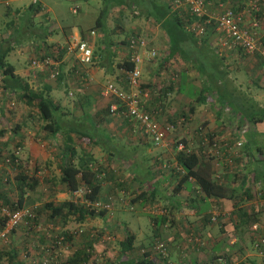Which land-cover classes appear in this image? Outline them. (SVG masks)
<instances>
[{"label": "crops", "instance_id": "1", "mask_svg": "<svg viewBox=\"0 0 264 264\" xmlns=\"http://www.w3.org/2000/svg\"><path fill=\"white\" fill-rule=\"evenodd\" d=\"M211 1L216 3L223 0ZM246 1L231 0L227 3L231 4L235 11L242 13L244 25H250L252 18L250 14L254 15L257 21L255 30L259 36H262L264 0H256L257 16L245 12ZM11 2L7 0L4 3L0 0V5L3 4L7 8L5 11L7 16L15 13L19 19L23 11L10 7ZM38 4L40 11L36 16L41 20L39 25L42 30L28 33L29 37L37 40L34 41V46H43L47 50L57 43L64 42L70 34L79 33L80 30L85 31L84 29L72 31L63 27L59 30L53 29L46 16L47 10L50 9L41 0H38ZM213 10L211 7H206L205 15H211ZM9 21L10 19H7L4 22L8 24ZM18 26L21 27L20 21L17 24L14 22L13 28ZM7 32L0 31V44H5L2 40L6 39L4 34L8 35ZM95 34L97 37L92 42L94 52L92 62L80 68L78 74L74 73L73 57L68 53L57 55L58 74L54 79L48 78L45 70L40 71L30 67L28 63L30 57L27 59L29 66L25 67L22 56L24 52L21 51L25 44L23 45L18 38H16L17 42L11 44L12 49L8 52L15 54L17 67L15 68L6 59L12 65L13 73L26 82L31 90L47 93L58 106L54 116L58 119L59 125L57 128L54 127L57 129L54 132L42 128L44 121L39 118L34 107L25 108L24 111L12 117V125L9 124L10 116L0 111V151L10 148L20 149L19 166L27 169V173L30 176L33 174L32 178L38 181V185L33 190L25 192L26 202H36L41 206L49 202L50 199L46 197H61L63 198L61 200L69 201L71 195L58 183L59 166L67 159L75 164L82 159L89 160L88 165L103 175L99 200L108 202L103 218L88 216L83 220L75 221L72 220L74 216L71 215L67 218L52 219L48 216V212L42 211L34 221L46 227L54 224L60 230L69 229L73 221L76 227L84 230L85 235L81 239H76L73 243L71 241L65 243L60 248H53L50 250L51 255H54V259L56 257L60 260L62 257H67L87 240L86 234H89L88 237L96 236L97 231L102 227L110 236L106 256L111 260H108L111 264H120L121 260L127 258H138L143 252H147V257L156 264H164L158 254L151 249L157 239L165 242L168 259L173 264H210L215 256H223L234 264H264V246L262 254H259L253 246L255 237L264 235L262 194L252 188L244 193L238 186L241 175L227 173L222 162L220 160L215 162L213 159L210 164L211 177L234 187L237 190L234 192V199L204 196L190 181L183 182L180 189L174 191L176 178L170 166L174 163L172 146H155L146 138L145 140L137 138L133 134L134 126H130L131 121L108 113L107 106L114 99L101 97L98 94L99 88L107 82L124 90H130L125 82V72L116 65L120 58H128V37L116 44L112 39L105 38L97 29ZM158 34L163 43L160 49L162 55L156 63L151 60L152 58L143 59L140 62L137 87L139 91L133 90L139 94H141L140 91L143 92V102L148 109L155 111L157 121L165 128L166 137L179 133L187 134L186 138H190L193 142V148L198 149L199 139L197 140L195 136L193 139L192 134L198 136L200 131L214 136L220 142L229 139L228 135L231 133L246 136L249 132L247 125L243 124L239 128L232 126L237 120L234 121L233 117L229 119L231 116L226 108L222 109L218 99L231 96L230 98L235 101H250L255 108H264L258 105L250 95L253 92L252 86L264 89V64L231 65L230 59L243 53L223 46L219 42L218 32L212 28H205L199 35H202L204 42H197L195 44L197 46L194 47L191 43H185L183 39V42H178L180 49L173 50L168 56L167 38L162 31ZM40 37L41 42L38 41ZM149 45L150 43H147L148 49L151 47ZM199 47H202L201 51L204 52L208 49L212 50L213 54L220 57L219 62L215 60L217 65H205L202 70L201 65L196 64L194 55V51L200 50ZM240 71L246 73V76L244 75L246 79L239 78ZM103 79L106 81L105 84L101 83ZM201 98H204L202 103L198 102ZM193 101V111L185 114L183 108L186 110ZM182 105L187 106L182 108ZM177 118L184 122L182 124L177 122ZM118 119H123L124 122ZM174 124L177 125V130L173 129ZM185 125L188 126L185 127ZM261 125L258 133L264 132ZM67 145L68 150L72 151L68 154L69 158L67 154H62ZM240 152L235 154L237 158L234 169H237L236 172L239 173L250 172L255 167V161L244 159ZM241 156L243 158H240ZM2 164L1 160L0 165ZM9 165L4 164V167L9 169ZM0 173V205H2L9 198H16V185L11 178L10 169L8 172L1 170ZM213 215H215V222L210 220ZM145 220L148 222L146 223L149 229L147 234L142 233L141 230L142 222ZM31 227L34 229L33 226ZM21 228L23 227H18L11 232V237L18 238L20 232L23 233ZM38 232L40 236H34V238H38L39 242L45 244L51 240L52 237L49 234H44L41 230ZM195 233L202 241L199 249H194V239L191 238ZM126 234L133 237L132 248L125 256L119 258L118 244ZM42 243L39 247H46L47 244L41 245ZM11 244L10 242L11 248L8 246L3 249V252L9 251L10 254L15 255L8 264H31L28 259L30 252L24 251L21 254L18 248ZM87 264H90V259Z\"/></svg>", "mask_w": 264, "mask_h": 264}, {"label": "trees", "instance_id": "2", "mask_svg": "<svg viewBox=\"0 0 264 264\" xmlns=\"http://www.w3.org/2000/svg\"><path fill=\"white\" fill-rule=\"evenodd\" d=\"M113 1L114 5L122 10L126 8L131 12L135 11V14L132 17L141 16L144 19H153L155 22L159 24L160 29L165 34L167 41L169 43L167 56L172 53L173 50H179L178 42H183L185 39V43H191L194 47H196L197 42H204L202 39V35H195L189 28L190 24L195 21H201L205 19L203 15L196 16L189 12L188 10H173L170 8V5L167 3V0H106ZM40 11L38 2L35 4L29 3L26 8L23 10L21 14V18L23 15H26L27 21L32 23L33 17ZM258 12V11H257ZM257 12L255 15L257 16ZM106 9L99 11L97 16L94 19V23L90 29L94 31L97 29L99 30L104 37L108 35V30L105 27V17H106ZM30 15V16H29ZM20 22L21 19L19 18ZM30 23V24H31ZM29 24V25H30ZM14 22L9 21L7 24V28H12V32L10 31L8 35L4 34L6 39H3L0 44V77L1 83L4 90L7 92H15L17 93L19 101H21L26 106H32L36 109L38 116L40 119L44 121L42 128L47 129L49 132H54L59 125L58 119L54 116L55 111L58 109V106L54 104L52 99L47 95V93H43V91H33L29 88L26 82H23L18 76L13 73V67L10 63L6 61V56L8 52L12 49L13 43L17 42L16 38L12 41H8V39L13 35V33H18L19 26L17 28H13ZM87 30L83 31L80 30L79 33L82 35ZM188 40V41H187ZM262 40L264 41V27L262 33ZM37 41V40H35ZM40 41V40H38ZM124 40H122L123 42ZM41 42V41H40ZM37 45V44H36ZM39 45V44H38ZM54 47V46H53ZM53 47L45 50L43 46H34V55L37 56L39 54H52L53 55ZM52 49V50H51ZM200 50L197 52L194 51V55L196 57V64L201 65L202 70H204L205 65H217L216 62L220 61V57L213 54V51L208 49L207 52L201 51L202 47H199ZM239 52H241L238 48H235ZM184 52V50H183ZM62 53V52H61ZM58 53V54H61ZM32 54V55H33ZM55 56V55H54ZM94 57V52L92 50V59ZM91 59V62H92ZM216 60V62H215ZM30 58L28 60V63ZM73 64V63H72ZM89 65V64H88ZM119 68L126 72L133 67V62L129 61L127 57L120 58V60L116 64ZM85 66V65H84ZM80 73V71H79ZM122 89V88H121ZM124 90V89H123ZM224 90V89H223ZM127 91V90H125ZM231 96L226 97H219L220 105L223 109L226 108L227 113L229 116L234 118L233 120L237 122L235 124V128L241 127L243 124L247 125V129H249L248 134L246 136H239L235 134L234 139H227L221 140V142H226V147L230 148L229 151L231 152V159L232 162L230 164H226L223 162L222 159L215 160L213 155L207 153L206 148L199 147L198 149L192 150V152H185L183 150H179L174 152V162L175 165L180 167L181 170H175L176 168L172 166V170L174 172L176 183L174 186V191H178L181 187V184L185 181L193 182L196 189L204 196H212V197H225L229 199H234L235 190L234 187H230L229 183H224L222 181L216 180L214 177H211L210 171L211 167L210 164L212 159L217 162L220 160L222 162V166L225 171L229 174H233L236 176L238 174L241 175L239 180L238 186L243 189L244 193L248 192L251 188L252 190H257L261 193L264 198V152L262 149L264 146L257 145L253 139V136L256 134H260L259 129L261 123L264 122V108L258 107L255 109L253 103L244 102L242 101H235L234 99L230 98ZM229 98V99H228ZM204 98L200 99L198 102H203ZM227 106V107H225ZM194 108V101L191 102L185 111V114L192 112ZM260 123V124H257ZM262 130L264 131V124L261 125ZM248 131V130H247ZM261 134H264L261 133ZM83 136V135H81ZM199 136V134H198ZM90 139L88 135H86ZM214 138V136L211 135ZM200 139V137L198 138ZM199 141V140H198ZM178 142V141H177ZM180 142V141H179ZM181 142H185L182 139ZM236 142H240L239 145ZM68 145L66 146V150L62 151V154H67V158L70 157L68 154L72 153V151L68 150ZM19 151L20 149H16L15 151L10 152L9 150L0 151L1 158L3 165H9V169L11 170V178L14 179L15 187H16V198L14 201L11 199H7L1 207L6 208L5 210L11 211L13 209H17L20 207H26V195L25 192L33 190L37 185L38 181L35 178H32L27 173V169H24L20 164L19 159ZM64 151L66 153H64ZM241 151V152H240ZM235 152V153H234ZM243 155L244 159L246 160H254L255 167L249 171H243L242 173L236 172L237 169H234V162L237 158L236 153ZM238 154V155H240ZM64 157V156H63ZM242 156L240 158H243ZM89 161V160H88ZM87 160H81L79 162L72 163L69 159L63 161L59 166V177L58 183H60L65 191H67L71 196L73 194L77 195L80 194L78 192L81 191L83 195V201L80 203L69 201H61L60 203H53L51 201L43 203L41 206L36 205H29L32 208L33 217L29 218L26 223L28 226L33 225L34 221H36L38 215L42 211L48 212V216L52 219L54 218H67L68 216H74L75 221L83 220L85 217H104V214L108 208V205H101L103 202H107V200H99L100 192H101V185H102V178L99 175L97 169H93L88 165ZM173 164V163H172ZM19 166V167H18ZM12 168V169H11ZM32 172H35L34 169H31ZM232 175V177H234ZM231 177V178H232ZM240 177V176H239ZM237 177V179L239 178ZM232 181V180H231ZM0 184H1V173H0ZM79 189H81L79 191ZM31 204L32 202H28ZM27 203V204H28ZM4 214V213H3ZM5 215V214H4ZM0 218V228H3L4 222L6 220V215ZM246 216V215H245ZM61 217V218H60ZM214 222V221H213ZM20 224V225H21ZM34 226V225H33ZM31 227V226H30ZM79 228L78 230H81ZM15 228L9 231L13 232ZM84 231V230H83ZM72 233L68 229L63 230L61 235L64 237L62 243L69 242L71 240ZM85 235V234H83ZM89 236V234H86ZM92 235V233H91ZM87 237V240L76 247L69 255H67L65 260H61L58 264H87L88 260L91 258H96L98 261L95 264H111L108 260L109 257L106 256V249L107 243L110 240V236L108 233L106 235L101 236L103 244L97 243L96 240H99V236L95 238ZM264 236V235H263ZM84 237V238H85ZM191 238L195 239L198 238L199 241L200 237L195 233ZM132 240L133 237L130 234H126L122 241L118 244V253L119 258L125 256L130 249L132 248ZM195 241V240H194ZM194 249H199L201 245L199 242H193ZM202 243V241H201ZM254 243V242H253ZM52 245V244H51ZM254 246V245H253ZM43 247V246H42ZM58 246L53 245L51 247L46 246L43 248H39V253L41 257L44 251L48 250L49 254H46L44 257L50 260L51 251L53 248ZM60 248V247H59ZM255 248V247H254ZM262 249V247H261ZM257 250V249H256ZM4 250L1 249L0 254L6 253L8 254L9 258H15L14 253L9 251L3 252ZM14 251V250H12ZM45 253V252H44ZM111 258V257H110ZM225 259V257H224ZM100 260V261H99ZM161 261L163 259L160 258ZM212 260V259H211ZM226 261H229L225 259ZM111 261V260H110ZM230 262V261H229ZM120 264H156L152 259L147 257V252H143V254L138 258H127L121 260ZM166 264L164 261L162 262ZM231 264H234L230 262Z\"/></svg>", "mask_w": 264, "mask_h": 264}, {"label": "built area", "instance_id": "3", "mask_svg": "<svg viewBox=\"0 0 264 264\" xmlns=\"http://www.w3.org/2000/svg\"><path fill=\"white\" fill-rule=\"evenodd\" d=\"M231 0L217 1L214 3L211 0H167L170 8L173 10H188L196 16L203 15L205 19L201 21L192 22L189 26L190 30L195 35H200L205 28H212L219 35V42L223 46L238 48L241 53L246 55H252L255 51L259 50V34L255 30L257 21L254 15L250 14L251 24L244 25L242 22V13L233 9L231 4H228ZM4 3L7 0H3ZM38 0H30V3L35 4ZM228 2V3H227ZM213 8V13L209 16L205 15V8ZM258 11V5L256 0L246 1V13H253ZM74 12V9H72ZM94 35L93 29H88L82 35L80 33H72L68 38L62 42L57 43L53 49L52 54H34L30 57V67L36 68L40 71H46L48 78L54 79L58 74V53H68L73 57L74 73L78 74L80 68L84 65L91 63L92 48L91 38ZM127 48L129 50L128 60L133 62V67L125 72V82L130 90H123L117 87L111 82H107L105 85L99 88L98 94L101 97L113 98L114 101L108 104V113L111 115H118L119 117H125L136 125L140 134L150 141L155 146H172L174 152L183 150L185 152H192L190 143L184 142H172L170 143L166 139L165 128H163L156 119L155 111L146 107L140 94L133 90L138 87V79L140 75L139 64L143 59H151L155 52L147 48L146 40L140 34L134 33L127 38ZM51 49V50H52ZM55 55V56H54ZM199 147L206 148L208 154L213 155L217 159H222L226 164L232 162L231 152L229 147H226V142H220L217 139L211 137L210 134L201 132L199 133ZM237 145L240 142H236ZM177 170H181L180 167L172 164ZM31 207H20L11 211H5L6 220L3 228L0 232V237L4 238L5 235L13 228L17 227L21 223H26L29 218H32L33 212ZM211 221H215V215L210 217ZM80 232V230H78ZM64 240L62 235H56L53 239L51 246H60ZM194 242L201 241L198 238L194 239ZM254 247L258 250L259 254L263 253L261 247L264 246V236L257 235L255 237ZM50 246V247H51ZM151 249L154 253L163 259L166 264H173L167 256V247L163 240L157 239L154 241ZM45 255L49 254V251H44ZM44 255V256H45ZM41 257L39 264H49V259ZM181 264V263H179ZM210 264H231L226 261L223 256H215Z\"/></svg>", "mask_w": 264, "mask_h": 264}, {"label": "rangeland", "instance_id": "4", "mask_svg": "<svg viewBox=\"0 0 264 264\" xmlns=\"http://www.w3.org/2000/svg\"><path fill=\"white\" fill-rule=\"evenodd\" d=\"M11 1L12 2L10 4V7L18 8L20 10L22 9V11L26 8L27 4L30 3V0H15V1L11 0ZM162 1H165V0H162ZM41 2L47 8L50 9V10H47L46 16L48 18L47 20H49V25L55 30H59L61 27L66 28L68 30H72V31L77 30V29L88 30V29H90L89 27H91L93 25L94 19L97 16L98 12L103 10V8H105L106 12H107L106 17H105V27L108 30V35H106L105 38L112 39L113 41L116 42V44H119L120 41L125 40L129 35H131L133 33H137V34H140L141 36H143L145 38V40L147 41V43H150L149 46H151V47H149V48L155 52V54L151 60L155 61V63H156L162 55L160 49L162 48L163 43L161 42V36H159V34H158L159 32L161 33L162 30L160 29L159 24L150 18L144 19L141 16L132 17L135 14V11L131 12L130 10H128L126 8L119 10V8L114 5L113 1L107 2L106 0H41ZM6 9L7 8L3 4L0 5V31L4 32V33L7 31L12 32V28H7V24L5 23L7 19H10V21L15 22L16 24L18 21H20L17 18L18 16L15 13H13L11 15L8 14V16H7V14L5 12ZM72 9H74V12H72ZM19 18L21 19V22H20L21 27L19 26L20 28H19L18 33H16V32L13 33V35L8 39V41H12V40H14V38H18V40H20L23 45L25 44V46L22 45L23 47L21 48L22 49L21 51L24 52L22 54V56L24 57V60H23L24 62L23 61L22 62H23L25 67L26 66L28 67L29 65H27V59H28V57H31L32 54L34 53L33 51H34V45H35L34 44L35 38L29 37L28 33L29 32H31V33L39 32L40 30H42L40 28L41 25H39V23H41V20H39L36 15L31 20L32 23L27 21L26 15H23L22 18L21 17H19ZM9 32H7V33L9 34ZM96 37L97 36L95 34V31H94V35L92 36L91 41H90L91 48H92V42L96 40ZM39 40H41V37ZM262 41H263L262 36H260V38H259L260 48H259V50L255 51V53H253L252 55L238 54V55H235L233 58H231L230 59L231 65H233V64L234 65H262V64H264V41L263 42ZM120 46H122V45H120ZM229 48H233V47H229ZM233 49H235V48H233ZM260 49H263V50L261 51ZM14 55H15L14 53L13 54L8 53L6 56V59L9 62H11L13 64V66L16 68L17 63H16V58H14ZM237 61H239V62H237ZM238 75H239L240 79H243V78H245L246 73L240 71L238 73ZM101 83L105 84L106 81L103 79L101 81ZM138 85H139V81H138ZM251 89L253 90V92L250 95L257 102L258 105L264 107V89H257L254 86H252ZM136 90L139 91L138 88H136ZM154 90H156V89L154 88ZM140 93L142 94L143 92L140 91ZM141 94H140V96L143 98L144 95L143 94L141 95ZM145 96H147V95L145 94ZM102 105H104V104H102ZM184 106H187V105H182L181 107L183 108ZM28 107L32 108V106H26L21 101H19L17 93H15V92L9 93L3 89L2 83H1V77H0V111L4 112L6 115L10 116L9 120L11 122H9V124H11V125L13 124V118L12 117H15L19 112L24 111V109L28 108ZM255 109H257V108H255ZM183 111H186V110L183 108ZM118 121L122 122L123 119H118ZM176 121L180 122L181 124L184 122L183 120H180V118H177ZM127 123H130V122H127ZM130 124H131L130 126H134L133 134L136 135L137 138L145 140V138L140 134L136 125L132 124V122ZM168 124H170V123H168ZM161 126H162V124H161ZM186 126H188V125H185V127ZM232 126H235V124H233ZM162 127L164 128V126H162ZM185 127H182V128H185ZM190 127H188V128H190ZM174 128H175V130H177L178 127L176 124L173 125V129ZM137 131L139 134L137 133ZM169 136L166 137V139L170 143L176 142V141H182V139H183V140H185L186 143H190L192 150H194L193 142L190 140V138H186L188 136L187 134L179 133V134H176L175 136H170V137ZM192 136H193V139L195 136L198 140L197 135L192 134ZM228 136H229V139H232V140L235 137V135L232 133L229 134ZM253 139L255 142H257L256 143L257 145L264 146V134H261V133L256 134L253 136ZM197 140L195 139V141H197ZM198 146H200L199 141L197 143V147ZM167 149H170V148L167 147ZM15 150L16 149L13 150V148L9 149V151H15ZM1 160H2V158H1V154H0V164H1ZM170 166H172V164ZM6 168L7 167H4L3 164L0 165V171L2 170V172L3 171L8 172L9 169H6ZM99 175L103 179V175L101 174V172L99 173ZM48 190L50 191L51 189H48ZM80 190L81 189H79V191ZM78 193H80V194H78V196H75V194H73V196L69 197V200H71L73 202H78V203L83 201V195L81 194V191ZM46 198L50 199L51 202H54V203H60L61 201H63V200H61V199H63L61 197H58V198L57 197H52V198L46 197ZM14 200H15V198L11 199V201H14ZM29 205L38 206V204L36 202H32L31 204L28 203L25 206L31 207ZM101 205L107 206L108 204L106 202H103ZM5 209L6 208L1 209V205H0V218L2 217V215H4L3 213L5 211H7ZM105 219H107V215H105ZM72 220H74V218ZM215 221H216V219H215ZM146 223L148 224V222L145 220V222H142V225H141V230H142V233H144V234H147L149 232V229H148V226H146ZM144 224H145V226H144ZM33 225H31V226H33L34 229L32 227L26 225V224H21V225L19 224L17 227H15V230L18 227H23V228H21V230H23V233L21 234V232H20V236H18V238L17 237H11V232L10 233L8 232L4 238L0 237V249L7 248L11 242L12 243L11 245L13 247L18 248L19 253L22 254V253H24V251L26 253L30 252L28 259L31 261V264H39V261L41 259V254L39 253L38 248H40L39 246H40V243H42V242H39L38 238L37 239L34 238V236H40V232H38V230H41V231H43L44 234L47 233V234H49L50 237H52L48 243H45V244L42 243L41 244V245L47 244L46 246H49V247L53 243V239L55 238V236L61 235L63 230H60V228L58 226H55L54 224L53 225L50 224L46 227V226H42V224L36 222ZM95 227L96 226H94V228ZM28 228H29V230H28ZM78 229L79 228L76 227L75 223H73V221H72L70 228L68 229L70 232H74V233H72V236H71V240H70L71 243H73V241L76 239H81V237L83 236V234H84L83 229H81L80 232H78ZM0 232H1V228H0ZM103 234L105 236L106 232L101 227V228H99V230L97 231V234L95 236V238L99 236V240H96L97 243L103 244V241L101 239V236H103ZM66 243H68V242H66ZM33 244L34 245L37 244L35 248H32V246H34ZM64 244L65 243H62L59 247H62ZM59 247H57V248H59ZM8 248H11V247L9 246ZM30 254H32V256ZM53 256L52 255L50 256L49 264H58L59 261H61V260L63 261L66 259V256L62 257L61 260L57 259L56 257L54 259ZM10 260H11V258H9L8 255L0 254L1 264H8ZM32 261H33V263H32ZM97 261L98 260L95 257L90 258V264H95Z\"/></svg>", "mask_w": 264, "mask_h": 264}]
</instances>
